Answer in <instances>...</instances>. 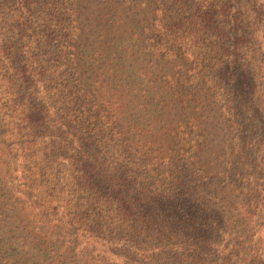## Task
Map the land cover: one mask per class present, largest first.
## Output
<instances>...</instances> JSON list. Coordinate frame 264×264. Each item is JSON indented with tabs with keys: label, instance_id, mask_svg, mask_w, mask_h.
Returning <instances> with one entry per match:
<instances>
[{
	"label": "trees",
	"instance_id": "1",
	"mask_svg": "<svg viewBox=\"0 0 264 264\" xmlns=\"http://www.w3.org/2000/svg\"><path fill=\"white\" fill-rule=\"evenodd\" d=\"M0 264H264V0H0Z\"/></svg>",
	"mask_w": 264,
	"mask_h": 264
}]
</instances>
